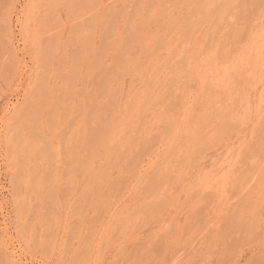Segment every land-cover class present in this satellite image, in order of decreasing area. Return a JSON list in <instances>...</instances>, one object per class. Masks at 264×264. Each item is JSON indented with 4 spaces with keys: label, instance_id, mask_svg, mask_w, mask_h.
<instances>
[{
    "label": "rangeland",
    "instance_id": "rangeland-1",
    "mask_svg": "<svg viewBox=\"0 0 264 264\" xmlns=\"http://www.w3.org/2000/svg\"><path fill=\"white\" fill-rule=\"evenodd\" d=\"M0 264H264V0H0Z\"/></svg>",
    "mask_w": 264,
    "mask_h": 264
}]
</instances>
